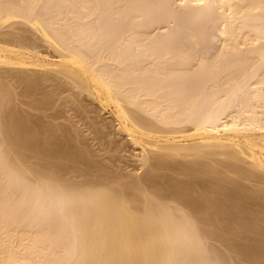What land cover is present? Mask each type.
I'll return each instance as SVG.
<instances>
[{
	"label": "bare ground",
	"instance_id": "bare-ground-1",
	"mask_svg": "<svg viewBox=\"0 0 264 264\" xmlns=\"http://www.w3.org/2000/svg\"><path fill=\"white\" fill-rule=\"evenodd\" d=\"M48 1L0 0V264H65L68 257V264H198L205 256L208 240L224 245L231 239L226 237L231 223L247 232L249 224L256 223L252 226L258 225L257 229L260 223L261 230L264 0H159L162 9L168 8L172 13H164L168 19L179 13L189 20L191 27L203 21L197 35L190 32L191 45L185 44L189 51L199 47L206 37L213 42L221 37L222 64L229 61L226 56L230 55L236 61L245 60L243 55L254 60L252 72L249 68L250 73L243 69L242 76H236L238 72L229 73L230 77L225 74L227 78L219 79L221 83L208 77L198 78L208 65L212 66L208 51L202 58L197 57L199 53L191 56L193 50L178 51L180 48L174 42L183 32L179 24L178 29L174 25V32L158 34L161 37L151 45L143 43L145 39L150 43L147 37H152L146 31L134 33H138L140 40H135L132 33H120L112 40L117 33L114 23L126 25L130 20L128 0H63L69 7L78 5L74 19L84 15L79 19L86 20V24L68 21L71 15L68 19L61 15L65 21L57 19L52 13L66 8L58 3L62 0L55 1L59 6H53L54 0ZM159 8L155 12L161 18ZM149 9H142L144 12L135 18H142L138 19L142 23L152 15ZM44 12L47 15L43 16ZM215 21L221 24L212 35L207 30ZM21 23L29 26L46 43V48L33 39L32 31L33 35L16 27ZM11 27L12 31L5 30ZM3 68L7 70L2 72ZM15 96L20 103V115L16 108H11ZM87 98L96 106L92 109L90 104L91 108L83 105L84 113L94 127L100 126L94 130L90 123L93 129L89 127V136L97 141L98 149L94 152L91 149L95 145H89L87 137L81 139L83 135L73 118L64 113L68 109L75 112L69 105H82ZM100 111L109 115L108 119L102 115L100 121ZM95 114L98 116L93 117ZM37 118L58 122L54 123L56 132L49 123L46 125L48 121L42 123ZM86 120L89 119L84 120L89 126L90 121ZM59 121L72 122L75 129ZM127 147L139 152L132 154L136 157L131 159L134 164L127 157L118 156L126 153ZM101 151L105 160L92 159L91 155L98 159L97 152ZM27 152L33 156L28 157ZM112 152L118 153V157L114 155L116 162L125 163L132 172L144 169V174L135 175L130 170L127 173L126 168V174L125 169L122 174L117 173L114 165V170L109 167L112 162H107L108 166L100 162H106V154ZM109 158L115 162L113 155ZM33 161L37 166L30 165ZM165 171L172 177H183V181H179L180 177L166 181ZM34 222L38 227L32 228ZM47 223L51 227L43 230ZM210 225H216V229L212 227L216 232L209 231ZM236 230L233 231L238 238L237 227ZM233 231L230 234L235 236ZM48 236L57 239L56 245L61 243L62 248V243L74 241L72 246L75 244L76 249L66 244L69 250L64 247L63 252L69 254L66 257L61 253L59 257L54 245L49 246L53 243ZM253 237L264 247V230ZM237 242L234 243L240 248ZM242 252L238 257H242ZM247 258L244 262L250 257ZM258 262L252 261L262 264Z\"/></svg>",
	"mask_w": 264,
	"mask_h": 264
},
{
	"label": "rangeland",
	"instance_id": "rangeland-1",
	"mask_svg": "<svg viewBox=\"0 0 264 264\" xmlns=\"http://www.w3.org/2000/svg\"><path fill=\"white\" fill-rule=\"evenodd\" d=\"M49 1H50V0H49ZM49 1H48V2H49ZM55 1H56V0H54V5H53V6H59V5H55V4L61 3V5L63 6V9L66 8L65 10H67V11L65 12V10H62V9H61L62 11H61V10H59V11H54V8H52V11H54L55 13H54V12L52 13V12L49 11V12H48V13H49L48 15H50L51 13H52L53 15L55 14V15L58 16L57 19H61V15H63L65 18L68 19V16L71 15V16H70L71 19L69 18L68 21L72 20V23H73V21L75 20V21H74V24H83V23L86 24V23H85V22H87L86 20L83 21L82 19H79V18H82L84 15H82V16H80V17L74 19V18L76 17V15H77L75 12L78 11V10H76V9H79L78 5H76L77 7H74L75 4H73L74 6L71 4L70 7L72 6V8H74V9H72V8L70 9V7H69V3H66V2H64L63 0H62V2H58V0H57L58 3L55 2ZM60 1H61V0H60ZM136 1H137V2H135V0H128V3H129V5H130V14H131L130 20H129V22H126V23H125L126 25H122L123 22H116V23H114V24H115V29H114V27H113V30H114L115 32L117 31V33H116V36H115V33L113 32V33H114L113 38H115V39H112V40H116L117 35H119L120 33H129V35H130V33H132V35L134 36V38H136L135 40H140V38H139L140 36H138V33H139V32H142V31H146L145 33H147L148 36H151L150 34H152V37H147V36H146V37H147V41H150V43H149V42H146V39L144 40L145 42L143 41V43H145V45H147V44L151 45L153 42H156V41H155V40H157L156 38H160L163 34H164V35L167 34V31H169V32L171 33L173 30H176V28H177L176 26H177V24H179V27H180V28L183 27L182 30H181V31H183V32H180L181 34H180V33L178 34V38H177L178 40L175 39L177 36L174 38V39L176 40V41L174 42V44H176V46H179V48H180L178 51H181V48H182V52H186L187 50H188V52H192L191 50H193V53H191V56L194 55V57H195V56H197L198 53H199V56H197L198 58H202V57H204V56H207V54H208L207 51H208V52H209V54H208V56H207L208 58L211 57V58L213 59V58H215L214 55L216 56L215 59H213V60L211 59V61L209 60V63H211V62L213 61L214 63L217 62V64H218L219 62L221 63V62L223 61V58H220V55H219V54H222L221 57L224 56V55H223V52H224V51H222V49L220 48V47L222 46V45H220V43H223V41H222L223 38L220 39L221 37H219L220 40L218 39L219 42H218L217 39H216L217 41L213 42L212 40H210L211 38L209 39V37H206L207 40H205V39H206V38H205V39H203V42L200 41V45H199V47L191 48V50L189 51L188 47H190V45H191V43L189 42V41H190V32H192L191 34H195V35H197V32H198L199 30L202 29L201 26L203 27V21H200L201 23L198 22L197 24H195V26L192 25L193 27H191V25H190V23H189V20L186 19V18H184V17H182L181 14H179V13H173V16H172L173 19H172L171 17H169L171 20L168 19V15L170 16V15H172V13L168 12V8H166L167 10H165V9L163 8V9H164V10H163L162 7H161V5H160V3L162 4V2L159 3V0H158V2H157V0H154L156 3L153 2V0H151V1L149 0L150 3H149L148 1H146V0H136ZM141 1H143V2H141ZM51 2H53V1H50V3H51ZM146 2H147V3H146ZM46 3H47V2H46ZM46 3H45V8L47 9V8H48V7H47L48 5H47ZM72 3H73V2H72ZM134 3H135V4H134ZM158 3H159V4H158ZM52 4H53V3H52ZM136 4H137V5H136ZM140 4H142V5H140ZM150 4H153V6H155V7L151 6V7H153V8H152V9H149V8H151V7H149ZM156 4L158 5V7H160V8H159V13L161 14V18H160V15L158 14V11L155 12L156 10H158V9H157L158 7H156V6H157ZM43 5H44V4H43ZM49 5L51 6V4H49ZM120 5H121V4H120ZM147 5H148V9H149V11H152V12H153V13L150 12V13H152V15H151L152 18H151V16H150L149 18L147 17L148 19H147V18H145V19L143 18V19H144V21L142 22L143 25H142V27H140L141 24H142V23H141V21H142L141 19H142V18L140 19V17H138V19L141 20V21H140V20H138V19L135 18V17L138 15L139 12H142V11L144 12V10H145V12H146V10L148 11V9L145 8ZM135 6L137 7V9H136ZM141 6H142V7H141ZM143 6H144V7H143ZM42 7H43V11H44L45 8H44V6H42ZM60 7H61V6H60ZM60 7H59V8H60ZM55 8H56V7H55ZM134 8H135V9H134ZM140 8H141V9H140ZM154 8H155V10H154ZM40 9H42V8L40 7ZM57 9H58V8H56L55 10H57ZM69 9H70V10H69ZM142 9H144V10H142ZM161 9H162V11H161ZM47 10H48V9H47ZM50 10H51V9H50ZM139 10H140V11H139ZM70 11H71V12H70ZM72 11H74V13H73ZM176 11H178V10H176ZM179 11H180V10H179ZM61 12H62V13H65V15L62 14ZM83 12H84V11H83ZM143 12H142V13H143ZM161 12H162L163 14H162ZM56 13H57V14H56ZM69 13H70V14H69ZM72 13H73V14H72ZM98 13H99V12H98ZM164 13H167L168 15H166V14H164ZM169 13H170V14H169ZM43 14H45V12L42 13V15H43ZM139 14H140V13H139ZM156 14H157V15H156ZM45 15H47V12H46ZM74 15H75V16H74ZM100 15H101V14H99V17H100ZM43 16H44V15H43ZM50 16H52V15H50ZM72 16H74V17H72ZM154 16H155V17H154ZM162 16H163V17H162ZM174 16H175V17H174ZM45 17H46V16H45ZM48 17H49V16H48ZM53 17H54V16H53ZM53 17H52V18H53ZM64 17H63V18H64ZM153 17H154V19H153ZM156 17H157V18L159 17L160 20L156 21V20H157ZM65 18H64V19H61V20H64V21H65V20H66ZM72 18H73V19H72ZM150 18H151V19H150ZM159 18H158V19H159ZM174 18L177 19V20H176L177 23H174ZM48 19H49V18H48ZM53 19H54V18H53ZM57 19L55 18L54 21L56 22ZM149 19H150V20H149ZM165 19H166V20H165ZM145 20H146V21H145ZM151 20H152V21L155 20V21H154V24H156L155 22H157L158 25L156 24V25L154 26V24H153V22H152ZM167 20H168V21H169V20H170V21L173 20V21H172V22H170V21H169V22H166ZM178 20H179V21H178ZM64 21H62L61 23L63 24ZM79 21H80V23H79ZM137 21H138V22H137ZM139 21H140V22H139ZM149 22H151V23H149ZM165 22H166V23H165ZM215 22H216V23H215ZM215 22H214V24H213V27H212L211 29L207 30V32H209V33H210V32H211V33L213 32V33H214L215 30H216L217 28H219V25L221 24L220 21H219L220 24L218 23V21H215ZM72 23L70 22V24H71L70 27L73 28ZM139 23H140V24H139ZM144 23H145V25H144ZM169 23H170V24H169ZM65 24H66V22H65ZM152 24H153V26H152ZM66 25H67V24H66ZM106 25H107V24H106ZM116 25H117V26H116ZM139 25H140V26H139ZM146 25H147V26H146ZM174 25H175L176 28L174 27ZM183 25H184V26L187 25L188 27H187V26L184 27ZM121 26H122V27H121ZM124 26H125V27H124ZM127 26H128V27H127ZM143 26H144V27L146 26L145 29H142V28H144ZM16 27H18L19 29H22L23 31H26V33H28V30H29V32L32 31V32L34 33V35L36 34L32 29L30 30V27H29V26H27V25H23L22 23L19 24V25H17ZM55 27H56V26H55ZM66 27H68V26H66ZM108 27L111 28L112 26H108ZM123 27H124V28H123ZM189 27H190V28H189ZM126 28H127V29H126ZM138 28H139V29H138ZM184 28H187V29L185 30ZM194 28H195V29H194ZM13 29H14V28L11 27V29L7 28V29H5V30H7L8 32H10V31H12ZM65 29H67V28H65ZM125 29H126V30H125ZM140 29H141V31H140ZM154 29H155V30H154ZM172 29H173V30H172ZM177 29H178V28H177ZM127 30H128V31H127ZM151 30H152V32H151ZM153 30H154V31H153ZM157 30H158V31H157ZM164 31H165V32H164ZM188 31H189V32H188ZM32 32H31V33H32ZM136 32H138L137 35L134 34V33H136ZM173 32H174V31H173ZM193 32H194V33H193ZM207 32H206V33H207ZM33 33H32V35H33ZM156 33H157V34H156ZM213 33H212V35H213ZM153 34H154V35H153ZM158 34H160L161 36L158 37V36H157ZM30 35H31V34H30ZM155 35H156V37H155ZM188 35H189V37H188ZM201 35H202V34H201ZM180 36H181V37H180ZM198 36H200V35H198ZM146 37H143V38H146ZM186 37H187L188 39H187ZM34 38H35V40H36L38 43H40V45H43L44 47L46 46V43H45L43 40L39 39V36H38V35H35V37L33 36V39H34ZM37 38H38V39H37ZM148 38H149V39H148ZM152 39H153V40H152ZM179 40H180L181 42H180ZM200 40H201V39H200ZM223 40H224V39H223ZM182 41H184V42H182ZM172 42H173V41H172ZM177 42L179 43V45H178ZM182 44L184 45V47H183ZM185 44L188 45L187 48H185V47H186ZM189 44H190V45H189ZM218 44H219V45H218ZM172 45H173V44H172ZM180 45H181V46H180ZM173 46H175V45H173ZM176 46H175V47H176ZM217 46L219 47V49H217ZM200 47H201V48H200ZM211 47H212V48H211ZM253 47H254V46H253ZM255 47H257V46H255ZM45 48H46V47H45ZM133 48H134V46H133ZM133 48H132V50H133ZM177 49H178V48H177ZM184 49H186V51H184ZM162 50H163V49H161V51H162ZM215 50H216V51H215ZM204 51H206V52H204ZM214 51H215V52H214ZM217 51H218V52H217ZM221 51H222V52H221ZM200 53H201L202 55H201ZM213 53H214V55H213ZM189 54H190V53H189ZM195 54H196V55H195ZM210 54H212L213 57L210 56ZM201 56H202V57H201ZM230 56H231V57H230ZM230 56H229V57L226 56L227 60H229L228 62H230V63L225 62V63H223V64L221 63L220 66H219V65L216 66V65H213L214 63L212 62V66H213V67H212L211 64H210V66H211V70H210V66L208 65L207 69L205 70V73H203V74H200V73L196 74V75H199V74H200V76H198L199 80H200L202 77H206V78L208 77L207 79L210 78V80H212V81H214V82L216 81V82L221 83V80H219V79L222 78V81H223V78H224L225 74H226L227 77H228V75H229V77H230V74H232L233 72H234L235 74H237L236 72H238V74H240V72H241L240 75L237 74L236 76H242V74L244 75L245 72H246V74H248V72L250 71L251 66H252V64H253L252 62L254 61V60L251 61V60H252L251 56H249V55L244 56V55H243V58H246V57H247V58H249L250 61L246 58L245 60H237V61H239V63H237V61H236V57H234L233 55H230ZM248 56H249V57H248ZM197 57H196V58H197ZM241 57H242V56H241ZM208 58H207V59H208ZM221 59H222V60H221ZM203 61H204V59H203ZM235 61H236V62H235ZM242 61H245V63L242 62ZM232 62H233V63H232ZM209 63H208V64H209ZM235 63H236V64H235ZM247 63H248V64H247ZM226 64H228V66H227ZM230 64H231V65H230ZM239 64H241V65H239ZM195 65H196V64H195ZM223 65H225L228 69H226V67L224 68ZM233 65H234V66H233ZM242 65H243V66H242ZM244 65H245V67H244ZM246 65H247V69H246ZM215 66H216V67H215ZM221 66H222V68H220ZM217 67L220 68V69H217ZM237 67H239V68H237ZM195 68H196V66H195ZM197 68H198V67H197ZM208 68H209V69H208ZM212 68H213V70H212ZM215 68H216L218 71H217ZM232 68L235 69V70H233ZM249 68H250V69H249ZM236 69H237V70H236ZM240 69H242V71H241ZM243 69H245V72L243 71ZM248 69H249V70H248ZM4 70H7V69H4V68H3V71H2V72H4ZM214 70H215V71H214ZM229 70H230V72H229ZM239 70H240V72H239ZM246 70H248V71H246ZM252 71H253V70L251 69L250 72H252ZM12 72H14V71H12ZM206 72H207V76H206ZM210 72H211V74H210ZM224 72H225V73H224ZM250 72H249V73H250ZM222 73H223V77H222ZM229 73H230V74H229ZM219 74H220V77H218ZM196 75H195V76H196ZM209 75H210V76H209ZM213 75H214V76H213ZM215 75H216V76H215ZM217 75H218V76H217ZM233 75H234V74H233ZM233 75H231V76H233ZM226 76H225V77H226ZM234 76H235V75H234ZM212 77H213V78H212ZM217 77H218V79L216 80ZM227 77H226V78H227ZM226 78H225V79H226ZM216 82H215V83H216ZM65 96H66V94H65ZM67 96H68V94H67ZM11 98H12V97H11ZM89 99H90V98H87L86 101L83 102L84 104L82 103V105L80 104L79 106L76 105V104H73V106L69 105V107H74V109H76V111L78 110V111H77V112H78V116H79V113L82 112L81 109H83V112H82L83 115H82V113H81L83 119L81 118V116H80V119H79L78 116H77L76 111H75V112H74V111H73V112H72V111H69L70 109H68V110L65 109L66 112H64V113L68 114V115H66V116H68V117L71 116V117L73 118V120H72V119H71V120L74 122V125L76 124V126H77L76 128L78 129V132H81V134L83 135V137H82L81 139L87 137L86 139H87V141L89 142V145H90V144H92V146L95 145L94 147H92V148H94V149H91V151H93V150L98 149V148H97L98 146H96L97 141L94 142V141L92 140V138H91V137H93V135L89 136V134L91 133V132L89 131V127L91 128L92 121H91L90 118L87 116V114L84 113V108H82L83 105H86V106H88V107L91 105V106H92V109H95L94 107H95L96 105L93 104V103L90 104V102H92V99H90V100H89ZM13 100H14V98L12 99V101H13ZM88 101H89V103H88ZM63 102H64V100H63ZM60 103H61V102H59L58 104H60ZM89 104H90V105H89ZM19 105H20V103H19V101H18V96H15V101H14V104L11 106V108H12L13 110L16 108V109H17V112H16V113H18V108H19L18 106H19ZM14 106H15V107H14ZM62 106H63V105H62ZM80 106H81V107H80ZM91 106H90V108H91ZM93 106H94V107H93ZM9 107H10V106H9ZM63 107H64V106H63ZM63 107L61 108V106H60L59 108H61L62 110H64ZM64 108H65V107H64ZM80 108H81V109H80ZM16 109H15V110H16ZM15 110H14V111H15ZM65 110H64V111H65ZM80 110H81V111H80ZM67 111H68V113H67ZM79 111H80V112H79ZM30 112L33 113V114H36V115L39 114L38 112L36 113V112H34V111H30ZM19 113H20V112H19ZM19 113H18V114H19ZM23 113L25 114L26 112H23ZM74 113H76V115H75L76 117L74 116ZM98 113H99V111H98ZM21 114H22V113H21ZM84 114H85L86 116H85ZM19 115H20V114H19ZM39 115H40V114H39ZM88 115H89V114H88ZM102 115H103V118H104V119H108V117H109V115H106L105 112L100 111V115H99V116H100V121H101V119L103 120ZM37 116H38V115H37ZM89 116H91V115H89ZM92 116H93V117H96V116H98V115L95 114V115H92ZM39 117H40V116H39ZM87 117H88V118H87ZM40 118H41V117H40ZM40 118H39V119H40ZM37 119H38V118H37ZM39 119H38V121L42 122V119H43V118H42L41 120H39ZM85 119H89V120H86V121H90L89 124H90V123H91V124H90L89 126L87 125L88 123L84 121ZM48 120H49V119L45 118V119L43 120L44 122H42V123H46V121H48ZM80 120H81V121H80ZM82 120H83L84 122H82ZM50 121H52V120H50ZM60 122H61V123H64V124H69V122H64V121L62 122V121H59V123H60ZM48 123H49V125H51L50 127L53 129L52 131H55L54 128H55V126H56L57 124H54V123H58V122H53V121H52V122H49V121H48V122L46 123V125H48ZM50 123L54 124V126H53L52 124H50ZM71 123H72V122H71ZM71 123L69 124V126H72L73 123H72V124H71ZM85 123H87V124L85 125ZM28 125H29V124H28ZM65 126L67 127V125H65ZM69 126L67 127V129H71V127L69 128ZM87 126H88V130H87V128H86ZM92 126H93V124H92ZM56 127H57V126H56ZM74 127H75V126H72V128H74ZM93 127H94V126H93ZM97 127H100V126H99V125H98V126L96 125V127H94V130H95V128L97 129ZM74 129H75V128H74ZM77 129H76V130H77ZM91 129H93V128H91ZM99 129H100V128H99ZM88 131H89V132H88ZM55 132H56V131H55ZM55 132H54V133H55ZM55 134H56V133H55ZM74 134L76 135V133H74ZM94 137H95V134H94ZM101 137H102V136H101ZM101 137H100V138H101ZM88 142H87V143H88ZM81 146H83V145H81ZM127 149H128V150H127L128 152H127V151H126V153L123 152V153H124V154L122 153L123 155H122V154L119 155L118 153H116V155L118 154L119 157L123 156L122 159H124V156H125V157H127V158H125V159L128 160V161H129V160L131 161V159H133V158L136 159V157H134V155L139 154L138 150H137V151H135V150L133 151V148H130V147H127ZM93 152H94V151H93ZM93 152H92V153H93ZM27 153H28V157L33 156L30 152H27ZM29 153H30V154H29ZM102 153H103L102 151H101V152H97V154L100 155V157H99L98 159H97L98 156H97V157H94L93 155H91V157H93L92 159L95 158L96 160H99V159H100V160H101V159H104V160H105V158H104L105 156L103 155V154H105V153H103V154H102ZM135 153H136V154H135ZM33 154H34V153H33ZM101 154H102V155H101ZM132 154H134V155L132 156ZM30 155H31V156H30ZM106 155H108V156H106V157H108V158H109V157H112V155H113V158H114V160H115V157H114L115 153L112 152V155H109V154H106ZM116 155H115V156H116ZM34 156H35V154H34ZM118 156H116V157H118ZM132 157H133V158H132ZM108 158H107L108 161L106 160V162H105V161L103 160V161H100V162H103L104 165H107V162H108V165L112 162V163L109 165V167H110L111 165H114V167H116V168H114V169H116V172L118 171L117 173H121V172H123L122 170L125 169V168L127 169V166L125 165V163H123V164H124V165H123V164H121V163H119V162H116V160H115V162L112 161L113 159L110 161V160H109L110 158H109V159H108ZM128 158H129V159H128ZM95 159H94V160H95ZM134 159H133V160H134ZM133 160L130 162V164H134ZM180 160H181V159H180ZM180 160H179V161H180ZM109 161H110V162H109ZM181 162H182V160H181ZM36 163H37V162H36ZM36 163L33 161V162H31L30 165L35 166ZM114 163H119V164H114ZM120 164H121V165H120ZM108 165H107V166H108ZM136 165H137V164H136ZM36 166H37V165H36ZM117 166H119V167H117ZM121 166H124V167L120 168ZM125 166H126V167H125ZM110 168L113 169V166H111ZM117 168H120L121 171H120V169H117ZM114 169H113V170H114ZM126 169H125V171L123 172V174H126ZM131 169H132V168L129 167V168L127 169V173H128L129 170L132 172ZM135 171H136V172H135ZM131 172H129V173H131ZM143 172H145L144 169H143V170H142V169H138V170H134V171L132 172V174H135V175L144 174ZM165 172H166V171H165ZM165 172H164V173H165ZM166 173L168 174L169 172H166ZM171 173H172V172H171ZM121 174H122V173H121ZM167 174H166V176H168V178H167V177L165 178L166 181H167L168 179H170V178H176V177L179 178V177H180V176H178L177 174H174V173L171 174V175H173V176H174V175H177V176L172 177V176L169 175L170 173H169L168 175H167ZM169 176H170V177H169ZM200 177H201V175H200ZM177 178H176V179H177ZM182 179H183V177H180V180H179V179H177V180H179V181H183ZM165 180H162V182H164ZM203 216H204V217H207L208 215H207V216H206V215H203ZM34 224L36 225L37 222H34ZM34 224H32V225H33L32 228H34V227H35V228L38 227V226H37L38 224H37L36 226H34ZM253 224H256V223H252V225H253ZM257 224H258V223H257ZM261 224H262V223H261ZM45 225H46V226L43 225L44 227L42 226V229L44 228L43 230L48 229V228H46V227H47V226H50V225H48V223L45 224ZM235 225H236L237 229L239 230V231H238V238H237L236 233H235V232L237 231V230H236V227H235V228H232V227H234ZM252 225L249 224V225H248L249 227H248V228L246 227V228L249 229V230H250V229H255V232H253V233H256V234H253V233H252L253 230H250V232H251V234H252V235H251L250 233H248L249 230H248V232H247L246 229L244 230V229L242 228V231H244V232H242V231H240L241 229H239L240 227L237 226V224H233V226H232V223H231V224L228 226V227H231V228H228V227H227V229L229 230V233H228V234H229L230 236H229L228 234H226V237L228 236V237L231 238V239L228 240V241L226 240V241H227V243L230 241L228 244H230L231 241H232L231 245L234 246V244H235V247H233V246H231V245H228L227 243H224V245H223V242H215V240H208L209 242H208V241H207L208 243L206 242V243H207V244H206V249H205V251H204V255H205V256H203V258L201 259V261H200L198 264H205V263H206V264H218L217 262H219V261H218L219 259H220V261L222 260V262H219V264H238V263H240V264H247V263L250 264V263H252V261H253L254 263H256V262L259 261V259H260V260H261V258L264 259V250H263L264 247H262L260 244H258V243H260V241H259V242H257V240L255 241V239H254V237H253V236L257 235V233L260 234L261 230H264V229H263L264 226L261 225V227H262V226H263V227H262L261 230H260V229H259V228H260V223H259V228L257 227V229H256L255 227L258 226V225H254V227H253ZM210 226H211L210 228H209V226H208L209 229H211L212 227H214V228L216 229V225H214V226L210 225ZM50 227H51V226H50ZM238 227H239V228H238ZM250 227H251V228H250ZM214 228H212V230H209V231H210V232H216V230L213 231ZM231 229H232V230H231ZM234 229H235V232L233 231ZM228 230H227V231H228ZM256 230H257V232H256ZM258 230H259V231H258ZM217 231H218V230H217ZM231 231H233V233H235V234L232 233V234L235 235V236H232V235L230 234ZM245 231L247 232L246 234H245ZM240 232H241L242 235H243V234H245V235H243V237H241ZM30 234H31V233H30ZM239 234H240V235H239ZM247 234H248L250 237H248ZM29 236H30V235L27 234V237H29ZM56 236H57V235H56ZM231 236H232V237H231ZM258 236H259V235H258ZM48 237H50V236H48ZM48 237H47V238H48ZM228 237H227V239H228ZM233 237H236V238H233ZM239 237L243 238V240H245V241H243V240L240 239ZM244 237H248V238H244ZM249 238H251V239H253V240H251V239L249 240ZM48 239H49V238H48ZM48 239H47V242L49 241ZM247 239H248V240H247ZM51 240H52V241H51ZM53 240H54V242H53ZM55 240H57V239L50 237V242L53 243V244H52V245H49V246L51 247V246L54 245V251L56 250L55 252L58 251V253H60L59 257H60L62 254H63V255L66 254V255H67L68 252H65V251L63 252V250L66 248V246H65L66 244L70 246V247H69L70 249H73V250L76 249L75 244H74V246H72L74 241H73V242L71 241L72 244H71V242H69L70 244H69L68 242H66V243H64V244L62 243L63 248L65 247L64 249L62 248L61 243H60V245L57 244L58 247H59L58 249H60V252H59V250L57 249V247H56V249H55V245H56V243L58 242V241L56 242ZM71 240H72V239H71ZM262 240H263L262 242H263V244H264V238H262ZM237 241L239 242L240 245L238 244ZM250 241H251V242H250ZM254 241H255V243L253 244L252 242H254ZM234 242H237L238 247L240 246V248H237V245H236V243H234ZM243 242H244V243H243ZM245 242H246V243H245ZM262 242H261V243H262ZM48 243H49V242H48ZM48 243H47V244H48ZM51 243H50V244H51ZM58 243H59V242H58ZM221 243H222V244H221ZM241 243H242V244H241ZM256 243L258 244V246H257V245L255 246ZM225 244H226L227 246H226ZM57 245H56V246H57ZM241 245H242V246H241ZM246 245H248V246L250 245L251 248H250V246L248 247V246H246ZM223 246H224V247H223ZM230 246H231V247H230ZM244 246H245V247H244ZM260 246H261V248H260ZM263 246H264V245H263ZM67 247H68V246H67ZM74 247H75V248H74ZM232 247H233V250L231 249ZM242 247H244V248H246V249H247V247H248L247 250H246V249L244 250V251H246V252H245V255H244V258H243V255H242V254L244 253V251L242 252V250H243L244 248H242ZM258 247H259V248H258ZM61 248H62V250H61ZM69 248H66V249L69 250ZM235 248H236V249H241V252H242L241 256H242V257H240V256L238 257V255H239L241 252H239L238 250H237V252H236ZM250 249H252V250H250ZM261 249H262V250H261ZM73 250H72V251H73ZM61 251H62V252H61ZM70 251H71V250H70ZM229 251H230V252H229ZM231 251H235V252H231ZM247 251H248L250 254H249ZM74 252H75V251H74ZM74 252H73V253H74ZM238 252H239V254H238ZM61 253H62V254H61ZM232 253H233V254H232ZM236 253H237V256H236ZM246 253L248 254V256H249L250 258L248 257L249 260H245V262H244V259L247 258V257H246V256H247ZM68 254H69V253H68ZM208 254H209V255H208ZM217 254H218V255H217ZM230 254H231V255H230ZM57 255H58V254H57ZM66 255H65V256H66ZM71 255H73V254H71ZM232 255L235 257L234 259H233V256H232ZM250 255H251V256H250ZM260 255H261V256H260ZM68 256H69V255H68ZM66 257H67V256H66ZM211 257H212V258H211ZM245 257H246V258H245ZM251 257H253L254 259L251 260ZM69 258H70V257H68V259H69ZM215 258H216L217 260H215ZM237 258H240V259L238 260ZM241 258H242V259H241ZM248 258H247V259H248ZM68 259L66 258V259H65L66 261H64L63 263L66 262L65 264H68V263H69V262H68V261H69ZM213 259H214V260H213ZM230 259H231V260H230ZM263 259L261 260V261H262V264H264V262H263L264 260H263ZM210 260H211V261H210ZM212 260H213V261H212ZM234 260H235V261H234ZM240 260H241V261H240ZM255 260H256V261H255ZM215 261H216V263H214ZM237 261H238V262H237ZM249 261H251V262H249ZM261 261H259L258 263H260ZM211 262H212V263H211ZM236 262H237V263H236ZM241 262H242V263H241ZM243 262H244V263H243ZM252 264H253V263H252Z\"/></svg>",
	"mask_w": 264,
	"mask_h": 264
}]
</instances>
